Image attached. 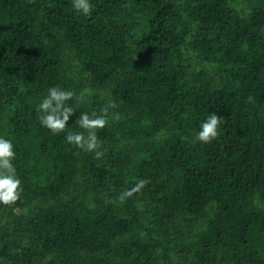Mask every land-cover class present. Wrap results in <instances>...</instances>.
<instances>
[{"label": "trees", "instance_id": "trees-1", "mask_svg": "<svg viewBox=\"0 0 264 264\" xmlns=\"http://www.w3.org/2000/svg\"><path fill=\"white\" fill-rule=\"evenodd\" d=\"M91 3L0 0V137L23 182L0 264H264V0ZM51 87L77 94L72 131L117 105L102 158L41 125Z\"/></svg>", "mask_w": 264, "mask_h": 264}, {"label": "clouds", "instance_id": "clouds-1", "mask_svg": "<svg viewBox=\"0 0 264 264\" xmlns=\"http://www.w3.org/2000/svg\"><path fill=\"white\" fill-rule=\"evenodd\" d=\"M72 6L84 15H90L93 11L91 0H72ZM76 96L77 94L71 90L51 87L48 90V95L37 105L38 120L53 134L64 133L68 144L74 145L81 151L94 153L95 158L100 159L105 153L99 150L102 143L97 135V130L104 129L109 124V110L116 108L117 105L114 102H109L101 108L99 113L96 111L82 112L76 120L82 131H72L68 129V124L76 112L67 104V101ZM83 96L84 93H81L77 99L82 100ZM253 100L254 97H248V102L251 103ZM111 118L119 120L120 114L112 113ZM222 123L223 118L212 112L201 124L196 139L202 143H211L219 137ZM15 158L16 152L12 141L0 137V204L4 206L15 205L21 200L23 193V182L17 176L13 164ZM150 183L151 180L148 178L138 179L132 187L120 193V202L123 203L141 192Z\"/></svg>", "mask_w": 264, "mask_h": 264}]
</instances>
